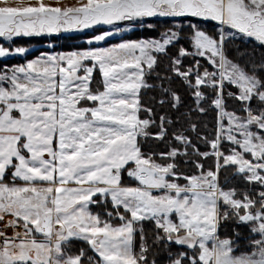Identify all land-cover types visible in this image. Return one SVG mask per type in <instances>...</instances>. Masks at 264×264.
Segmentation results:
<instances>
[{
  "label": "snow or ice",
  "instance_id": "1",
  "mask_svg": "<svg viewBox=\"0 0 264 264\" xmlns=\"http://www.w3.org/2000/svg\"><path fill=\"white\" fill-rule=\"evenodd\" d=\"M0 264H264V0H0Z\"/></svg>",
  "mask_w": 264,
  "mask_h": 264
},
{
  "label": "rangeland",
  "instance_id": "2",
  "mask_svg": "<svg viewBox=\"0 0 264 264\" xmlns=\"http://www.w3.org/2000/svg\"><path fill=\"white\" fill-rule=\"evenodd\" d=\"M65 2H67V3H71V2H74V0H65ZM68 43V44H74V43H79L80 41L79 40H60V41H58L57 43L58 44H62V43ZM35 46L36 47H42L43 45H40V44H36L35 43Z\"/></svg>",
  "mask_w": 264,
  "mask_h": 264
},
{
  "label": "trees",
  "instance_id": "3",
  "mask_svg": "<svg viewBox=\"0 0 264 264\" xmlns=\"http://www.w3.org/2000/svg\"><path fill=\"white\" fill-rule=\"evenodd\" d=\"M33 43L35 44V41H34ZM40 45H42V44H40ZM61 45L67 47L68 45H71V44H68V43L66 42V43H62Z\"/></svg>",
  "mask_w": 264,
  "mask_h": 264
}]
</instances>
